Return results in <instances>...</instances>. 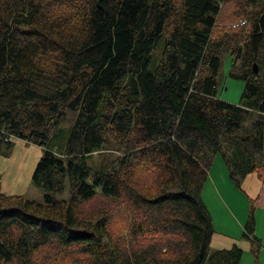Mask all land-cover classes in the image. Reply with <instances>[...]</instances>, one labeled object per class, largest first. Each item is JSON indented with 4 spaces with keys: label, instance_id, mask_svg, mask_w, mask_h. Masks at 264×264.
<instances>
[{
    "label": "trees",
    "instance_id": "1",
    "mask_svg": "<svg viewBox=\"0 0 264 264\" xmlns=\"http://www.w3.org/2000/svg\"><path fill=\"white\" fill-rule=\"evenodd\" d=\"M221 1L0 0V154L13 136L40 146L43 196L0 189V264L52 248L59 264H238L236 244L210 247L200 193L217 153L234 187L253 172L264 186V0H232L239 17L212 34ZM223 53L237 104L215 96ZM96 197L123 200V240L85 212ZM251 203L240 236L257 264Z\"/></svg>",
    "mask_w": 264,
    "mask_h": 264
},
{
    "label": "rangeland",
    "instance_id": "2",
    "mask_svg": "<svg viewBox=\"0 0 264 264\" xmlns=\"http://www.w3.org/2000/svg\"><path fill=\"white\" fill-rule=\"evenodd\" d=\"M238 4L232 0H222L219 5L220 12L216 16V25L213 28L212 34H219V31L228 23H232L239 17ZM161 43L157 47V53L160 51ZM220 67L216 70L215 74V96L222 101H227L232 104H237L239 95L242 90V81L238 78H234L230 75V56L227 53H223L220 57ZM12 144L8 147H4L0 154V189L6 194L22 195L26 198L42 201V191L32 181V173L34 172L35 165L40 156L42 155V148L36 144L27 142L26 140L18 137H11ZM121 146L118 144H112L108 146L102 152L104 159L108 164H113L121 154ZM100 158H97V161ZM210 173L219 172L224 170V164L221 162L220 155L217 153L214 156L212 165L210 166ZM209 170V169H208ZM137 179L141 185H146L151 191V178L144 170H139L136 174ZM67 190L63 192L61 196H66ZM236 197L244 202V197L240 198V193H236ZM240 200V201H241ZM229 204V203H228ZM241 205V203H240ZM230 206V205H229ZM249 206V204H248ZM87 215H93L96 211H105L108 218V230L111 232V236L114 240L122 239L127 235V230L130 226L129 216L127 215L126 206L123 204V200H110L104 197H96L90 203L87 204ZM232 209V207L230 206ZM233 210V209H232ZM253 211V207H252ZM99 212V211H98ZM247 212V210H246ZM260 212H257V215ZM222 218L215 216L214 214V233L217 231L226 233L229 220L226 214H222ZM211 215V214H210ZM259 216V215H258ZM212 220V217H211ZM260 228L264 232V219L259 220ZM222 229V230H220ZM217 230V231H215ZM241 230L238 232L239 237ZM241 237V236H240ZM123 240V239H122ZM240 244H245L246 241L238 240ZM239 248L242 250L241 246ZM48 250L44 256V252L38 255V264H59L57 256L51 261L43 259V257H53L56 253L55 249ZM45 250V251H46ZM259 249L257 256V264H264V257L261 256L263 252ZM238 264H254V258L247 249L243 248L242 255Z\"/></svg>",
    "mask_w": 264,
    "mask_h": 264
},
{
    "label": "crops",
    "instance_id": "3",
    "mask_svg": "<svg viewBox=\"0 0 264 264\" xmlns=\"http://www.w3.org/2000/svg\"><path fill=\"white\" fill-rule=\"evenodd\" d=\"M210 170L211 168H209L207 172V178L205 179L201 188V200L204 202L209 214H211L213 227L214 214L216 218L217 216L222 218L220 213L226 214L227 219L229 220V224L226 225V233L219 232L217 230H215L217 231L216 233H212L210 237V247L215 249L228 248L232 243H234L238 247L240 245L242 250L243 248L248 250V242L245 240V244H240L238 240H241L242 238L237 236L238 232L240 230L242 231V222L246 217L248 204L249 202H252L251 205L253 207L252 212L255 225L254 234L260 239V242L262 243V246L260 247L262 250L260 251L263 252L261 256L264 257V232L259 225V220L264 219V186L260 183L254 172L245 175L240 182V188H236L231 183L226 173V168L222 171L217 173L214 172L212 174L210 173ZM237 192L240 193V198L244 197V202L241 199L240 201L236 197ZM257 212H260L258 214L259 216L257 215ZM242 240H244V238Z\"/></svg>",
    "mask_w": 264,
    "mask_h": 264
},
{
    "label": "water",
    "instance_id": "4",
    "mask_svg": "<svg viewBox=\"0 0 264 264\" xmlns=\"http://www.w3.org/2000/svg\"><path fill=\"white\" fill-rule=\"evenodd\" d=\"M253 71H255V64H253Z\"/></svg>",
    "mask_w": 264,
    "mask_h": 264
}]
</instances>
